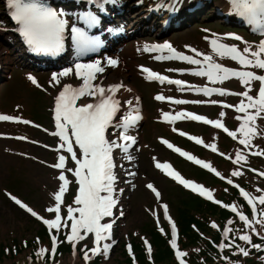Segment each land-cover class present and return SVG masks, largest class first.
Wrapping results in <instances>:
<instances>
[{
  "label": "rangeland",
  "instance_id": "rangeland-1",
  "mask_svg": "<svg viewBox=\"0 0 264 264\" xmlns=\"http://www.w3.org/2000/svg\"><path fill=\"white\" fill-rule=\"evenodd\" d=\"M128 1L131 5L145 0ZM1 2L2 0H0V32L5 30V25L1 21ZM218 5L229 13L226 16L230 15L228 18L232 21L224 22L227 18L220 14ZM137 11L142 14L141 7H138ZM214 11L217 14H214ZM140 17L137 16L133 21L137 22ZM192 18L179 27L162 33L143 32L135 35L136 39H132L135 41L126 40L115 51L114 58L119 62L115 68L107 66L106 57L100 59L105 66L103 74L118 73L122 75V85L135 90V96L139 98L137 103L140 106L134 105L136 107L138 105L139 112L143 117L139 121L141 126L137 129V123L136 128L133 127L128 132L129 135L135 134L137 138V142L129 149L128 153L133 159L127 160L125 154L119 149L114 152L116 155L114 162L120 176V183L117 187L118 190L122 191H116L118 194L117 204L119 205L118 209L113 211V216L110 217L113 223L112 238L106 242L112 243V248L106 257L104 255L92 257L87 264H179L175 256L176 250L170 244L171 226L165 218L164 210L160 207L161 204L168 206V215L176 225L177 245L180 251L187 253V256L183 258L186 264H191V256L198 261H202L204 258L208 261L207 259L215 256L214 263L220 264V255L228 257V261H224L227 263L231 261L235 264H264V261L260 259L261 256H264V252L257 254V251L252 249L247 257L234 254L225 255L226 252L234 253L236 250L225 249L221 252L218 247L221 242L227 243L223 240L221 231L229 220L233 221V224L227 226L234 229L230 233V238L240 235V230L244 227L235 213L227 211L222 206L223 204L236 205L239 211L253 219L251 208L240 195L239 190L229 185L227 180L232 179L235 185L246 184L248 188L245 190L253 196L264 194L257 192L258 188L264 190V179H262L264 177H260L250 170L258 169L264 172V156L249 155L248 150L244 149V153L248 157L247 163L234 165L230 159H226L219 153H225L234 159L236 151L242 149L243 146L238 143V140L229 137L223 130L191 120H177V122L180 121L177 123L179 125L169 124L158 116L159 113L163 112H170L175 115L179 111H188L208 119H222L229 130L236 131L240 124V121L235 119L238 113L233 108L218 107V105L211 106L202 103L175 105L168 103L167 100L157 101L154 99L159 90L158 93L165 97L190 101L201 100L206 101V103L216 100L223 104L237 105L241 97L231 95L221 97L216 94L205 97L188 90L179 91L177 87L167 83L161 84L152 80L151 82L154 81L157 84L155 85L143 80L146 76L140 69L142 66L151 68L155 70L153 72L168 76L171 79L184 80L188 84L204 86L207 83L206 78L191 74L197 66L177 60L155 61L152 54H142L141 46L144 43L153 40L168 42L177 51L193 55L189 50L190 47L196 48L202 53L212 54L209 41L205 37L213 38V34L220 38L221 42L229 45L236 44L241 49L245 47V41L256 46L261 39H264V36H261L259 32H254L253 27L247 24L243 18L231 13L228 0H209L207 6ZM228 34L239 35L242 40H233L228 37ZM18 54L16 43L10 36L6 33L0 35V61L4 69L2 77H0V112H3L0 115H10L22 119H26L24 117L33 118L38 120L41 129L11 121H0V264H29V257H31V264H86L82 250L85 249V246L91 248L93 242L88 237L80 241L76 246L75 258L72 246L65 240V233L69 229H61L59 234L53 230L52 234H57L62 242L58 243L54 259L46 255L43 261H39L35 252L40 247L51 249V239L47 226L19 208L7 196L9 191L12 193L11 195L28 204L39 215L46 219H54V214L48 213L46 208L54 204L52 194L58 190L60 183L56 179L59 170L50 167L57 162L60 153L55 151L59 143L58 138L49 135L48 132H52L55 127L49 100L58 85L53 87L51 84L53 70L36 71L23 67ZM214 59L217 58L214 56ZM217 62L223 63L227 67L239 68L236 62L229 59H217ZM170 69H182L183 71H169ZM254 71H257L258 74H264V71L261 70ZM29 75L36 79L39 87L28 80ZM111 80L115 81L116 79L112 76ZM63 81L72 80L70 78L61 79V82ZM208 86L222 87L232 92L245 90L244 86L235 78L222 84H209ZM259 86V82H253V90L250 94L256 96ZM124 101L126 100L121 101L122 111L126 113L128 106L124 104ZM222 111L226 115L221 118L219 114ZM26 120L33 121L32 119ZM256 124L260 132L264 133V118L258 119ZM173 128L185 130L189 134L201 138L205 144L215 143L218 152H212L203 145L201 146L203 149L197 151L195 146L184 142L178 134L172 136L175 133ZM114 133L118 134L117 130L110 128L108 131L110 139L115 138ZM18 136L26 137V139H16L15 137ZM157 137H168L166 139H169L182 150H186L192 156H196L197 159L210 163L225 179H221L220 176L199 165L191 166L187 161L169 152ZM252 143L256 146L254 151L264 149V136L258 135L252 140ZM157 161L172 163L184 179L211 190L214 199L201 198L197 192L188 188L182 189L180 184L155 167ZM67 167L72 168L73 163L68 161ZM236 169L241 170L244 174L239 177H232L231 172ZM128 172H135L136 175L129 176ZM66 175L71 183L63 198L62 217L67 216L68 205L75 206L73 200L77 194V187L71 178V173H66ZM147 183H152L161 193L159 200L145 187ZM214 200H219L222 203L218 205L214 203ZM207 203L214 207L212 209L206 208ZM257 207L259 209L264 206L257 205ZM119 212H122L123 215H120ZM189 215L194 216L195 220L187 223ZM179 222L187 223L185 231L180 230ZM68 223L70 225L71 221ZM213 223L218 227L213 228L211 226ZM255 227L261 235H264V228L259 224ZM152 231L155 234L154 237H152L154 235L151 233ZM252 239L253 243H264L259 236L253 235ZM144 240H147L151 245V254L147 252ZM154 241L162 245L160 250L165 249L168 254L156 256L157 248ZM236 243L247 247L239 240H236ZM129 245L132 248L131 254L128 251ZM212 248L214 249L213 252L211 251ZM201 252L204 255H200ZM72 257L75 260L71 262ZM211 263L203 262V264Z\"/></svg>",
  "mask_w": 264,
  "mask_h": 264
},
{
  "label": "snow or ice",
  "instance_id": "snow-or-ice-1",
  "mask_svg": "<svg viewBox=\"0 0 264 264\" xmlns=\"http://www.w3.org/2000/svg\"><path fill=\"white\" fill-rule=\"evenodd\" d=\"M79 2V0H77ZM88 4L96 5L100 11H104L103 4L116 3V0H86ZM8 15L15 22L18 27L16 31L19 32L24 43H26L32 51L37 53H44L47 55H58L64 51L65 48V33L70 31V38L75 48L77 56H83L89 52H95L100 47V42L97 38L88 35L84 28L77 27L74 24L69 26V21L65 17L69 15L63 9H57L50 6L46 0H5ZM231 13L239 16L253 27L254 32H259L264 36V0H228ZM79 18L84 21L88 28L98 24L97 16L89 12L79 14ZM228 37L241 41L239 35L228 34ZM209 41L212 54L202 53L196 48H189L193 55H187L183 52L177 51L170 43L156 44L152 46H145L144 51L158 52L156 60H177L186 62L188 65L197 66L191 73L194 76L206 78L207 83L204 86H197L186 83L184 80L171 79L168 76L160 75L147 68H141L146 73V79L158 81L161 84L167 83L169 85L177 86L179 91H192L197 94H202L205 97H210L213 94L221 97L226 95L241 97L237 105L223 104L224 108H233L238 115L235 117L240 121L239 127L236 131L229 130L222 119H208L204 116L194 114L188 111H179L173 115L170 112H163L162 118L164 122L169 124L177 120H191L202 122L206 125H211L215 129L223 130L233 140H238V143L243 146L235 153V158L227 156L220 152L219 155L230 159L234 165L247 163L248 157L244 153V149L248 150L249 155L264 156V149L256 150L252 140L258 135L264 136L261 133L256 121L264 118V74H258L257 71H264V39H261L256 46L245 43L242 49L236 44H226L221 42L220 38L213 34V38L205 37ZM167 52V55L163 53ZM214 56L219 60L229 59L236 62L239 68L227 67L223 63L217 62ZM118 60L114 58H107L106 64L109 67H117ZM105 71L103 62L97 60L92 63L75 62L73 66L66 67L62 71L53 73L51 76V84L53 87L60 85L61 89L54 97V124L55 131L51 133L52 136L59 138V145L55 149L58 153L57 162L50 167L59 170V175L56 179L60 182L58 190L52 196L54 204L46 208L48 213L54 214V219H46L39 215L32 207L22 202L16 196L9 194L10 199L37 220L42 221L47 226L51 239V249L40 247L35 256L39 261H43L46 255L54 259L59 240L58 235L61 229H69L65 233V240L72 246L73 255L76 254V246L80 241L85 240L89 235L93 237V246L91 248L83 249V259L87 262L92 257L104 255L107 256L109 250L112 248V243L106 241L112 238V222H103L106 217L113 216V209L117 205L116 195V180L114 169L116 167L114 162V152L119 149L125 154L127 160L131 161L133 157L128 154L131 145L136 143V138L129 135V129L142 119L139 109L134 105V101L129 99L124 101L128 106V111L124 113L117 120V115L121 111V101L116 98V94L120 91L122 84H112L103 86L97 83L98 74ZM169 71H183L182 69H170ZM75 77L80 81L79 85L71 83H64L61 85V78ZM30 80L37 87L40 85L36 79L29 75ZM235 78L244 86L243 92H232L222 87H210L209 84H222L225 81ZM253 82H259V89L257 95L250 94ZM131 91V89H127ZM88 98H91L89 100ZM139 98H136L138 102ZM158 101H169L175 105L184 104H200L204 103L201 100H185L175 99L173 97H165L163 95L155 96ZM78 101H83L78 103ZM210 103L217 104L216 100H211ZM243 114V115H239ZM220 117L226 115L225 112H220ZM0 121H11L29 125L32 122L20 117L10 115H0ZM39 127L38 125H33ZM114 128L117 133L113 135L115 138L110 139L108 130ZM46 131V130H45ZM173 131H176L173 128ZM239 133V137H238ZM181 136L187 135L184 132L179 133ZM16 139L24 140L26 137L18 136ZM189 140L194 141L198 145H203L209 148L212 152H218L215 143L205 144L204 141L196 136H188ZM35 143V142H34ZM161 143L166 145L172 151L179 153L182 157L192 161L202 168L220 176V173L211 166L210 163L197 159L186 151L175 147L172 143L165 139H161ZM63 153H67L65 155ZM70 160L75 164L74 168L67 167ZM155 160V157L153 158ZM155 167L164 172L165 175L170 176L174 181L182 184L185 188L193 192H197L200 196L208 200H213V192L203 185L197 184L193 181L184 179L178 172L172 169L168 163L156 162ZM257 172L255 169H250ZM71 173L75 178L77 185V194L74 197L73 204L67 206V216L62 217L61 207L64 203V195L71 183L66 175ZM129 176H135V172H128ZM244 173L239 170L231 172L232 177L242 176ZM261 177H264V172H257ZM221 179L225 177L220 176ZM227 183L239 189L240 195L247 202L251 208L253 219H250L243 212L238 210L236 205L223 204L222 206L230 209L231 212L239 218L243 223L241 234L230 238V233L234 231L233 228L227 226L233 224L229 220L227 225L222 229L221 234L223 240L218 247L223 252L225 249H235L234 255H242L247 257L250 255L252 249L258 253L264 252V243H253V235L259 236L264 242V235L257 231L255 225L259 224L264 228V207L258 209L257 205L264 206V194L253 196L251 193L240 187L238 184L234 185L232 179H228ZM156 197L160 199L161 193L152 183L145 185ZM227 190V189H226ZM122 191V190H120ZM257 192L264 193V190L257 189ZM214 203L221 204L219 200H214ZM165 218L171 224L172 238L170 240L171 247L176 250L175 256L179 264H186L183 259L187 253L180 251L177 245V230L176 225L168 215V206L162 205ZM123 215V213H121ZM69 221L71 224L69 225ZM213 228L218 227L215 223L211 225ZM53 230L57 234H52ZM236 240L243 242L245 246L236 243ZM114 243V241H113ZM146 250L149 254L152 252V247L147 240H144ZM129 254L132 253V248L128 246ZM228 261V257H224ZM260 259L264 261V256ZM29 264H31V257H29ZM229 264L234 262L229 261Z\"/></svg>",
  "mask_w": 264,
  "mask_h": 264
},
{
  "label": "trees",
  "instance_id": "trees-1",
  "mask_svg": "<svg viewBox=\"0 0 264 264\" xmlns=\"http://www.w3.org/2000/svg\"><path fill=\"white\" fill-rule=\"evenodd\" d=\"M200 204V202L198 203V205ZM243 205V207H244V204H242ZM203 206H204V204L202 205V208H203ZM206 208H213L214 206H212V205H210L209 203H207L206 205ZM185 218V217H184ZM192 220H195V218H194V216H190L189 215V220L187 221V223L189 222L190 223V221H192ZM186 223V224H187ZM195 223V222H194ZM179 224H180V230L181 231H185V229L187 228V225L186 224H183V223H180L179 222ZM152 234H154L153 233V231L151 232ZM155 236V234L154 235H152V237H154ZM154 243H155V245H156V248H157V253H156V256H160V255H162V254H168V252L164 249V250H160V248H162V245H160L158 242H156V241H154ZM208 248V247H207ZM212 252L214 251V249L212 248V250H211ZM205 253L207 252V251H204ZM225 255L227 254H229V255H233V253L232 252H226V253H224ZM200 255H204L202 252L200 253ZM191 256V255H190ZM221 256V261H220V264H229V263H227V262H224L225 261V259H224V256L223 255H220ZM193 256H191V260H192V262H191V264H203V262H212L211 264H215L214 263V258H215V256H212L210 259H207L208 261H206V259L204 258V259H202V261H198L196 258H194ZM234 264H235V262H234Z\"/></svg>",
  "mask_w": 264,
  "mask_h": 264
},
{
  "label": "bare ground",
  "instance_id": "bare-ground-1",
  "mask_svg": "<svg viewBox=\"0 0 264 264\" xmlns=\"http://www.w3.org/2000/svg\"><path fill=\"white\" fill-rule=\"evenodd\" d=\"M135 26H136V22L133 21V23L131 24V27H135ZM111 76H112V74H106L105 76H102V79H103L104 82L111 83V82H109L110 79H111ZM127 89H130V88H128V87H122V88L120 89V91L118 92L119 97H120L121 99H123V100H129V99H131V100L134 101V104H135V105L138 104V103H137V100H136V98H137L138 96H135V90H134L133 88H131V91L129 92V91H127ZM136 94H137V93H136ZM138 101H139V99H138ZM138 105H139V104H138ZM138 105H137V108H138ZM139 106H140V105H139ZM142 113H143V112H142ZM143 114H144V113H143ZM140 115H141V114H140ZM142 117H143V116H142ZM130 129H131V128H130ZM103 222H111V220H110L109 217H106L105 220H104ZM74 257L76 258V256H74ZM74 257L71 258V262L75 260Z\"/></svg>",
  "mask_w": 264,
  "mask_h": 264
},
{
  "label": "water",
  "instance_id": "water-1",
  "mask_svg": "<svg viewBox=\"0 0 264 264\" xmlns=\"http://www.w3.org/2000/svg\"><path fill=\"white\" fill-rule=\"evenodd\" d=\"M261 253V252H260ZM257 254H259L258 252H257Z\"/></svg>",
  "mask_w": 264,
  "mask_h": 264
}]
</instances>
